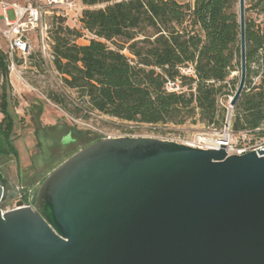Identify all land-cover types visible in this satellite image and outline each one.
<instances>
[{"label": "water", "instance_id": "water-1", "mask_svg": "<svg viewBox=\"0 0 264 264\" xmlns=\"http://www.w3.org/2000/svg\"><path fill=\"white\" fill-rule=\"evenodd\" d=\"M238 17L232 106L246 79L245 0ZM16 196L0 165V204ZM0 264H264V149L99 139L58 164L31 205L0 207Z\"/></svg>", "mask_w": 264, "mask_h": 264}, {"label": "trees", "instance_id": "trees-1", "mask_svg": "<svg viewBox=\"0 0 264 264\" xmlns=\"http://www.w3.org/2000/svg\"><path fill=\"white\" fill-rule=\"evenodd\" d=\"M81 22L96 38L80 45L78 31L59 23L53 37L55 69L66 86L76 89L89 110L135 123L182 125L199 113L205 124L221 125L225 109L221 95L235 90L239 76L228 80L233 71L240 75L238 0H82ZM246 79L233 108V129L253 130L264 125V0H245ZM120 39L121 45L106 42ZM103 40V41H102ZM126 45V46H125ZM127 49L129 56L122 52ZM5 53L0 51L1 85L0 164L18 158L13 144L14 119L8 111L9 80ZM190 68L191 74L182 73ZM180 80L182 92L165 89L168 79ZM256 79V80H255ZM30 113L38 125L34 133L44 145L57 130L42 126L41 103L32 104ZM75 142L83 135L64 125ZM51 139V138H50ZM100 138L63 153L54 169L65 158ZM53 140V138H52ZM81 142V143H80ZM48 155V156H49ZM54 163V164H53Z\"/></svg>", "mask_w": 264, "mask_h": 264}, {"label": "rangeland", "instance_id": "rangeland-1", "mask_svg": "<svg viewBox=\"0 0 264 264\" xmlns=\"http://www.w3.org/2000/svg\"><path fill=\"white\" fill-rule=\"evenodd\" d=\"M19 5L30 0H3ZM104 5H96L87 7L82 0H77L76 8L74 9V16L72 20L63 17H56L53 15L46 16L47 28L46 32L51 41L55 35L59 23L63 26H68L71 29L78 31L80 36L75 40L77 44H88L93 38H96L92 33L84 29L81 22V14L85 8H97ZM56 9L54 11H59ZM9 20L14 19L12 8L6 11ZM6 23L4 16L0 13V30L5 29ZM29 41L31 46V53L25 61H18L16 70L8 73L9 78V106L8 111L13 116V144L18 151V158L11 157L6 162H3L5 174L10 182L15 186H19L24 194H35L43 179L53 170L48 163L54 162L61 156V152L54 151V149L61 151L62 148L56 146V141L63 134L64 128L60 125L73 126L80 131L84 138V143L71 142L66 144V149L63 153L75 150L79 146H83L92 139H96L98 134L92 130H88L76 125H73L65 114L72 117L89 121L94 127L99 130L111 133L121 134L129 131L130 127L134 129L135 133H146L147 129L143 124L124 121L115 117L101 114L94 110H89L86 101L81 97L76 89L69 88L62 80V75L55 69L53 60H43L38 52V44L36 34H29ZM103 41V40H102ZM110 47L117 48L121 45L120 39H114L106 42ZM126 46V45H125ZM5 44L0 37V51L4 53ZM122 52L129 56L128 50L123 49ZM239 76V71H233L228 77L232 79ZM256 80V79H255ZM226 95H221L218 98V103L221 107L227 105L229 96H232L235 90L231 89ZM41 103L42 113L40 120L42 125H56L58 128L50 135L51 139H45L44 145H39L38 139L34 133V129L38 126L31 118L29 107L32 103ZM225 109V108H224ZM47 123V124H46ZM206 124L199 118L197 112L193 118H188L181 127L186 129H201ZM65 133V132H64ZM74 138L73 134L71 133ZM53 138V140H52ZM49 155V156H48ZM54 164V163H53ZM30 190V191H29ZM29 196V195H28ZM18 201V197L12 201H5L0 204L2 210L10 209Z\"/></svg>", "mask_w": 264, "mask_h": 264}, {"label": "built area", "instance_id": "built-area-1", "mask_svg": "<svg viewBox=\"0 0 264 264\" xmlns=\"http://www.w3.org/2000/svg\"><path fill=\"white\" fill-rule=\"evenodd\" d=\"M77 0H30L24 4L11 3L0 0L1 14L4 16L6 28L0 30V37L5 43V62L10 74L16 70L18 61H25L31 53L29 34L35 33L37 39L38 52L43 60H54L53 42L47 35L46 16L53 15L73 19L74 9ZM12 8L14 19L9 20L6 11ZM60 9L59 11H54ZM182 73L191 74L190 68H182ZM7 73V76H8ZM4 75L0 72V86L4 83ZM9 80V78H8ZM166 91L182 92L183 87L180 80L168 79L165 84ZM227 105H224L225 114L219 127L213 124H206L201 129H186L181 125L171 123H139L146 127V133H135L130 127L129 131L121 134L106 133L94 127L89 121H84L65 114L66 118L76 126L92 130L98 134L100 139L117 136H150L164 140L176 141L202 149H220L224 148L227 155L244 154L249 151H258L264 149V125L253 130L235 131L233 129V108L230 99ZM135 123V122H134ZM30 197L28 201L18 202L12 208L18 206L31 205ZM7 209V210H10ZM2 210V211H7Z\"/></svg>", "mask_w": 264, "mask_h": 264}, {"label": "flooded vegetation", "instance_id": "flooded-vegetation-1", "mask_svg": "<svg viewBox=\"0 0 264 264\" xmlns=\"http://www.w3.org/2000/svg\"><path fill=\"white\" fill-rule=\"evenodd\" d=\"M0 165L3 166V163H1ZM12 186H13L14 191L17 192V196H16L15 198L18 197V201H17L16 203H18V202L28 201V195H29L30 200H31V203H32V198L34 197L35 194L30 195V194L27 193V195H26V194H24L23 190H22L19 186L15 187L13 184H12ZM29 191H30V190H29ZM15 198H13V199H9V200H6V201H8V202H9V201H12V200H14ZM4 202H5V201H4ZM16 203H15V204H16ZM15 204H14V205H15Z\"/></svg>", "mask_w": 264, "mask_h": 264}, {"label": "crops", "instance_id": "crops-1", "mask_svg": "<svg viewBox=\"0 0 264 264\" xmlns=\"http://www.w3.org/2000/svg\"><path fill=\"white\" fill-rule=\"evenodd\" d=\"M178 2H180V3H186V2H189V3H191V4H193V1L194 0H177ZM27 2V1H26ZM26 2H24V3H26ZM8 3V2H7ZM23 3V4H24ZM0 13H1V7H0ZM68 20H71V19H68ZM37 40V39H36ZM3 41V40H2ZM4 42V41H3ZM5 44V43H4ZM0 93H1V86H0ZM36 103V102H35ZM35 103H32V104H35ZM30 105V107H29V110H30V108L33 106V105ZM8 106H9V103H8ZM41 115V114H40ZM40 115H39V122L41 123V120H40ZM3 113L0 111V121L2 120V118H3ZM32 118V117H31ZM47 124V123H46ZM41 125H42V123H41ZM65 125V124H64ZM64 125H60V128H63L64 127ZM42 126H49V125H42ZM70 132V131H69ZM68 132H66V133H64L63 132V134L59 137V140H61V138L64 136V135H66ZM61 143V142H60ZM63 145V144H62Z\"/></svg>", "mask_w": 264, "mask_h": 264}]
</instances>
